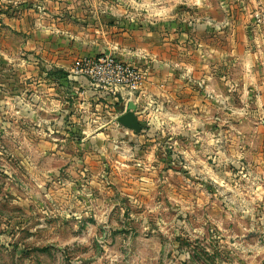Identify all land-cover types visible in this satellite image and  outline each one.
<instances>
[{
    "label": "rangeland",
    "instance_id": "374dc122",
    "mask_svg": "<svg viewBox=\"0 0 264 264\" xmlns=\"http://www.w3.org/2000/svg\"><path fill=\"white\" fill-rule=\"evenodd\" d=\"M220 1L0 0V264H264L258 139L238 156L233 130L206 126L197 143L188 135L189 160L179 134L152 123L161 101L143 96L148 141L107 147L102 162L99 142L82 140L102 106L77 107L66 85L107 57L137 73L122 91L140 94L177 52L167 25L221 20L209 7Z\"/></svg>",
    "mask_w": 264,
    "mask_h": 264
},
{
    "label": "crops",
    "instance_id": "0c3cea01",
    "mask_svg": "<svg viewBox=\"0 0 264 264\" xmlns=\"http://www.w3.org/2000/svg\"><path fill=\"white\" fill-rule=\"evenodd\" d=\"M209 7L220 13L222 19L205 22L182 20L167 25V28L177 30L173 36H168V51L174 37L178 44L173 48L177 46V52H173L174 56L168 54L163 59L168 62L159 64L162 65V71L157 70L158 63L152 64L154 69L148 71L138 95L137 92L129 95L123 91L110 95L90 87L87 78L83 76L67 75V88L71 89L72 95L78 96L73 99V104L84 108V111L92 104L95 108L102 106V118L95 117L91 120L92 125L86 124L88 131H82V140L99 142L97 151L102 149L99 154L102 162L108 157L107 147L113 146L116 149L111 151H117V145H125L123 140L135 144L148 141L145 140L146 134L143 131L134 134L116 122V118L126 112L129 102L136 104L135 115L140 121L138 116L144 109L140 105L144 100L143 96L155 97L161 101L162 112L153 115L152 123L163 125L170 132L179 134L184 147L179 153L183 157L189 160L192 156L197 157L195 150L192 155V152L190 154L185 149L188 135L197 143L202 139L201 134L206 126L226 125L234 131L236 138L233 139L243 142L238 149L242 150L238 156H248L246 145L250 140L254 142L258 139L256 157L262 159L264 127L259 119L264 108V21L255 22L253 15L256 12L264 13V0H222L218 5ZM188 9L191 12L202 9L207 11L208 6L195 4ZM225 14L226 20L232 15L234 21L225 23ZM215 31L221 37L215 35ZM202 38H207V41L204 43ZM62 70L71 73L67 68ZM54 78L56 80L57 76ZM82 94L85 98L81 97ZM100 94L102 103L98 101ZM217 133L219 135V131ZM209 134L213 140L212 133ZM216 148L218 150V146ZM128 152L131 153V150Z\"/></svg>",
    "mask_w": 264,
    "mask_h": 264
},
{
    "label": "built area",
    "instance_id": "2783aa9c",
    "mask_svg": "<svg viewBox=\"0 0 264 264\" xmlns=\"http://www.w3.org/2000/svg\"><path fill=\"white\" fill-rule=\"evenodd\" d=\"M84 73L91 87L105 93H117L124 89L133 91L139 82L137 73L129 66L107 57L91 61ZM259 122L264 127V108L261 110Z\"/></svg>",
    "mask_w": 264,
    "mask_h": 264
},
{
    "label": "water",
    "instance_id": "95a60500",
    "mask_svg": "<svg viewBox=\"0 0 264 264\" xmlns=\"http://www.w3.org/2000/svg\"><path fill=\"white\" fill-rule=\"evenodd\" d=\"M135 111L136 104L134 102H129L126 106V112L117 117L116 122L123 128L131 130L133 133H139L146 125L138 120Z\"/></svg>",
    "mask_w": 264,
    "mask_h": 264
},
{
    "label": "trees",
    "instance_id": "16d2710c",
    "mask_svg": "<svg viewBox=\"0 0 264 264\" xmlns=\"http://www.w3.org/2000/svg\"><path fill=\"white\" fill-rule=\"evenodd\" d=\"M60 72V71H59ZM62 72V71H61Z\"/></svg>",
    "mask_w": 264,
    "mask_h": 264
}]
</instances>
